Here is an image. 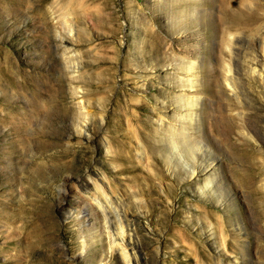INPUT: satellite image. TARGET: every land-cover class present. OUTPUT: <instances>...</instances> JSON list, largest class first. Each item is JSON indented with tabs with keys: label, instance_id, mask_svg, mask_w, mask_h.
I'll list each match as a JSON object with an SVG mask.
<instances>
[{
	"label": "rangeland",
	"instance_id": "1",
	"mask_svg": "<svg viewBox=\"0 0 264 264\" xmlns=\"http://www.w3.org/2000/svg\"><path fill=\"white\" fill-rule=\"evenodd\" d=\"M121 237L264 264V0H0V264H124Z\"/></svg>",
	"mask_w": 264,
	"mask_h": 264
},
{
	"label": "bare ground",
	"instance_id": "2",
	"mask_svg": "<svg viewBox=\"0 0 264 264\" xmlns=\"http://www.w3.org/2000/svg\"><path fill=\"white\" fill-rule=\"evenodd\" d=\"M71 32V31H70ZM62 41H59V45L57 46V47H62ZM64 47V46H63ZM66 49V48H65ZM86 125V124H85ZM82 127V126H81ZM84 127V126H83ZM88 127V126H87ZM86 128V127H85ZM83 129V128H82ZM81 129V130H82ZM84 131V130H83ZM97 203V202H96ZM95 203V204H96ZM97 206H98V209H99V213H100V216L103 218L102 220L103 221H105V222H107L106 221V214H105V211L103 210L104 209V207L102 206V205H100V204H98L97 203ZM97 209V208H96ZM107 229V228H106ZM118 229V231L119 232H123V229H122V227H120V228H117ZM110 230V229H109ZM110 233V232H109ZM122 234H124V233H122ZM122 234H119V235H121L122 236ZM118 239H120V243H118V242H116V238L115 239H113V240H110V241H112V244H113V246H115L116 248L118 247V253L120 254V256H121V258H122V260H123V262H124V264H131V257H130V253L128 252V250L125 248V247H123V246H125V245H123V244H121V240L122 241H125L124 240V238L123 237H121V238H118ZM111 243V242H110Z\"/></svg>",
	"mask_w": 264,
	"mask_h": 264
}]
</instances>
